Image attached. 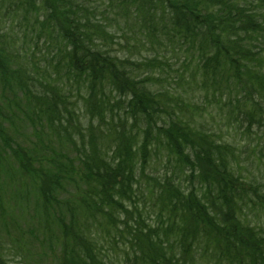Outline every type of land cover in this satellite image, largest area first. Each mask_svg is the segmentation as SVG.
<instances>
[{
  "label": "trees",
  "instance_id": "trees-1",
  "mask_svg": "<svg viewBox=\"0 0 264 264\" xmlns=\"http://www.w3.org/2000/svg\"><path fill=\"white\" fill-rule=\"evenodd\" d=\"M0 264H264V0H0Z\"/></svg>",
  "mask_w": 264,
  "mask_h": 264
},
{
  "label": "rangeland",
  "instance_id": "rangeland-1",
  "mask_svg": "<svg viewBox=\"0 0 264 264\" xmlns=\"http://www.w3.org/2000/svg\"><path fill=\"white\" fill-rule=\"evenodd\" d=\"M225 134H227V132H225ZM238 142V144L240 143V141H246V140H237ZM250 150V148L249 147H245L244 149H242V152L244 153L243 155L245 156V153L247 152V151H249Z\"/></svg>",
  "mask_w": 264,
  "mask_h": 264
}]
</instances>
